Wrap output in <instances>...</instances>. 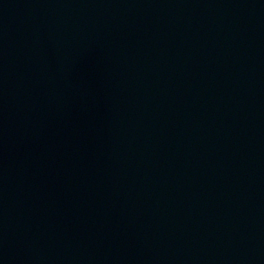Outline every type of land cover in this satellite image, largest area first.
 <instances>
[{
  "label": "water",
  "instance_id": "obj_1",
  "mask_svg": "<svg viewBox=\"0 0 264 264\" xmlns=\"http://www.w3.org/2000/svg\"><path fill=\"white\" fill-rule=\"evenodd\" d=\"M0 264H264V0H0Z\"/></svg>",
  "mask_w": 264,
  "mask_h": 264
}]
</instances>
